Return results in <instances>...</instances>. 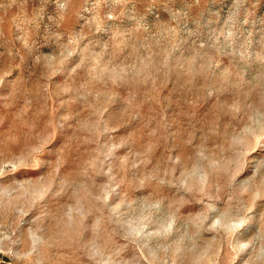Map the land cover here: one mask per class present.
Listing matches in <instances>:
<instances>
[{
    "label": "rangeland",
    "instance_id": "rangeland-1",
    "mask_svg": "<svg viewBox=\"0 0 264 264\" xmlns=\"http://www.w3.org/2000/svg\"><path fill=\"white\" fill-rule=\"evenodd\" d=\"M0 264H264V0H0Z\"/></svg>",
    "mask_w": 264,
    "mask_h": 264
}]
</instances>
